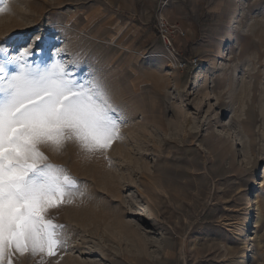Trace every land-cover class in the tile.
Wrapping results in <instances>:
<instances>
[{"label":"rangeland","instance_id":"rangeland-1","mask_svg":"<svg viewBox=\"0 0 264 264\" xmlns=\"http://www.w3.org/2000/svg\"><path fill=\"white\" fill-rule=\"evenodd\" d=\"M10 9L0 43L57 37L125 119L104 156L46 152L84 193L52 213L68 237L55 264H264V0H10ZM161 14L186 32L182 50L197 68L175 67L155 28Z\"/></svg>","mask_w":264,"mask_h":264},{"label":"snow or ice","instance_id":"snow-or-ice-1","mask_svg":"<svg viewBox=\"0 0 264 264\" xmlns=\"http://www.w3.org/2000/svg\"><path fill=\"white\" fill-rule=\"evenodd\" d=\"M10 11L0 0V15ZM59 43L37 35L0 43V264H55L67 248L66 225L52 213L84 193L46 152L73 145L85 158L104 156L122 139L125 119L104 84L78 58L69 64Z\"/></svg>","mask_w":264,"mask_h":264},{"label":"built area","instance_id":"built-area-1","mask_svg":"<svg viewBox=\"0 0 264 264\" xmlns=\"http://www.w3.org/2000/svg\"><path fill=\"white\" fill-rule=\"evenodd\" d=\"M155 28L160 41L171 55L177 69L187 71L199 66L200 63L197 57L184 55L182 48L187 34L179 24L172 22L167 16L161 14L156 19Z\"/></svg>","mask_w":264,"mask_h":264},{"label":"bare ground","instance_id":"bare-ground-1","mask_svg":"<svg viewBox=\"0 0 264 264\" xmlns=\"http://www.w3.org/2000/svg\"><path fill=\"white\" fill-rule=\"evenodd\" d=\"M249 224H251V223H249Z\"/></svg>","mask_w":264,"mask_h":264}]
</instances>
